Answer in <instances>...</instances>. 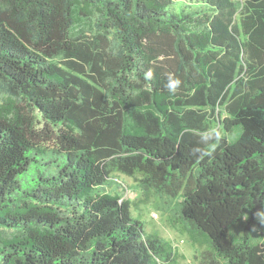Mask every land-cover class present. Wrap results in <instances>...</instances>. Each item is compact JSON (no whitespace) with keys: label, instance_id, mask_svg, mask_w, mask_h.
I'll return each mask as SVG.
<instances>
[{"label":"trees","instance_id":"obj_1","mask_svg":"<svg viewBox=\"0 0 264 264\" xmlns=\"http://www.w3.org/2000/svg\"><path fill=\"white\" fill-rule=\"evenodd\" d=\"M152 202L264 264V0H0V264H179Z\"/></svg>","mask_w":264,"mask_h":264},{"label":"rangeland","instance_id":"obj_2","mask_svg":"<svg viewBox=\"0 0 264 264\" xmlns=\"http://www.w3.org/2000/svg\"><path fill=\"white\" fill-rule=\"evenodd\" d=\"M123 180L127 182V185L123 187L125 197L136 199L140 195V190L135 187V180L127 176ZM134 213L145 222L147 231H158L173 242L177 248L179 264H207V260L204 259L205 250L189 240L185 232L181 230L182 226L173 222L175 218L173 214L163 213L154 202L143 204L140 209L135 208ZM240 228L241 225L237 226L238 230Z\"/></svg>","mask_w":264,"mask_h":264},{"label":"clouds","instance_id":"obj_3","mask_svg":"<svg viewBox=\"0 0 264 264\" xmlns=\"http://www.w3.org/2000/svg\"><path fill=\"white\" fill-rule=\"evenodd\" d=\"M168 87H169V90L171 91V90H174V87H175V86L172 85V84H169ZM216 138H217V140L219 139L218 136H217ZM205 139H207V138H205Z\"/></svg>","mask_w":264,"mask_h":264}]
</instances>
